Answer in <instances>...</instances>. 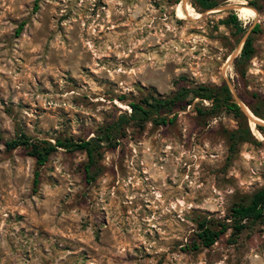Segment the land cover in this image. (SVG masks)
Here are the masks:
<instances>
[{
    "label": "rangeland",
    "instance_id": "obj_1",
    "mask_svg": "<svg viewBox=\"0 0 264 264\" xmlns=\"http://www.w3.org/2000/svg\"><path fill=\"white\" fill-rule=\"evenodd\" d=\"M214 1L0 0V264H264L261 222L192 248L197 220L264 187V0ZM222 84L251 134L232 151L241 123L198 98L171 123L123 126L89 181L82 150L37 166L5 145L88 139L130 101Z\"/></svg>",
    "mask_w": 264,
    "mask_h": 264
},
{
    "label": "trees",
    "instance_id": "obj_2",
    "mask_svg": "<svg viewBox=\"0 0 264 264\" xmlns=\"http://www.w3.org/2000/svg\"><path fill=\"white\" fill-rule=\"evenodd\" d=\"M192 2L202 10L212 9L216 6L214 0H192ZM230 21L240 31V27L236 25L235 15L230 17ZM21 28L22 25L19 29ZM251 53V41L250 38H247L240 51V56L245 60L249 58ZM195 98L200 99L201 102L203 100L210 102L212 111L221 108L230 111L241 123L236 129L227 131L230 151L240 142L248 141L251 138L248 126L242 123L244 116L239 106L232 99L228 87L222 84L221 86L198 85L191 88H182L165 97H155L149 94L137 101H130L128 103L129 112L122 111L113 121L101 127L96 135L88 139L57 138L53 143L48 140L31 142L28 137L21 134L19 138L5 141V145L7 148H14L20 144H26L30 147L29 154L35 158L37 166L43 165L48 156L59 147L67 151L82 150L88 158L84 166V172L89 181L92 179L91 167L96 156L100 153L101 147L103 144L111 145L115 135L120 133L123 126L133 125L141 129L147 121H152L155 124L171 123L177 116V110L184 109L185 106L192 104ZM194 109L198 113L203 111L201 105H195ZM252 112L257 113L253 107ZM169 113H173V115L169 117ZM252 119L255 120L254 117ZM257 128L264 133V126L257 125ZM38 174L39 172L36 170L34 184L38 182ZM255 222L264 223V187L251 193L245 200L234 202L221 220L214 221L207 216L197 220L195 242L192 248L210 247L228 229L231 230V235H237L247 227L248 223Z\"/></svg>",
    "mask_w": 264,
    "mask_h": 264
},
{
    "label": "bare ground",
    "instance_id": "obj_3",
    "mask_svg": "<svg viewBox=\"0 0 264 264\" xmlns=\"http://www.w3.org/2000/svg\"><path fill=\"white\" fill-rule=\"evenodd\" d=\"M246 111H247V114H248V115H251L252 117H254L255 120H259V118L256 117L253 113L249 112L247 108H246ZM249 117H250V116H249Z\"/></svg>",
    "mask_w": 264,
    "mask_h": 264
},
{
    "label": "flooded vegetation",
    "instance_id": "obj_4",
    "mask_svg": "<svg viewBox=\"0 0 264 264\" xmlns=\"http://www.w3.org/2000/svg\"><path fill=\"white\" fill-rule=\"evenodd\" d=\"M252 30H253V32H255V31L257 30V27L253 28ZM241 49H242V48H241ZM241 49H240V51H241Z\"/></svg>",
    "mask_w": 264,
    "mask_h": 264
},
{
    "label": "water",
    "instance_id": "obj_5",
    "mask_svg": "<svg viewBox=\"0 0 264 264\" xmlns=\"http://www.w3.org/2000/svg\"><path fill=\"white\" fill-rule=\"evenodd\" d=\"M256 123H258V122H262V121H259V120H254Z\"/></svg>",
    "mask_w": 264,
    "mask_h": 264
}]
</instances>
